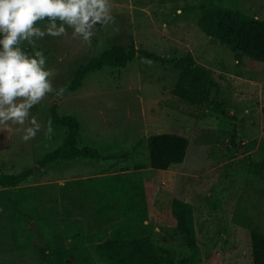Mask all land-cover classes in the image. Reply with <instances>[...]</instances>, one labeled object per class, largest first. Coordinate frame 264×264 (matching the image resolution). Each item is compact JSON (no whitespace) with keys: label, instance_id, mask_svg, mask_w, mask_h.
Here are the masks:
<instances>
[{"label":"rangeland","instance_id":"374dc122","mask_svg":"<svg viewBox=\"0 0 264 264\" xmlns=\"http://www.w3.org/2000/svg\"><path fill=\"white\" fill-rule=\"evenodd\" d=\"M114 22L97 26L91 44L68 35L46 36L36 44L47 58L54 88H64L91 57L121 43H134L167 58L193 53L211 69L212 99L191 103L175 93L180 71L139 54L126 66L90 73L75 91L47 95L30 110L41 129L25 142L19 125H0V171L17 173L39 164L66 139L51 111L75 114L81 144L115 158L58 159L16 186L0 185V264H120L97 259L96 246L130 215L123 209L97 219L95 208L109 201L103 192L80 195L61 184L69 179L125 172L133 196L149 208V222L161 255L180 256L172 200L181 197L195 210L204 264H254L251 231L232 219L239 201L264 230V62L254 61L198 25L203 6L219 3L264 19V0H110ZM48 21L37 22L43 27ZM25 45L27 42L24 43ZM31 46V45H29ZM34 55V54H33ZM148 61L151 63L149 64ZM52 132L48 134L47 129ZM178 129L190 139L183 162L168 169L141 167L149 161L148 136Z\"/></svg>","mask_w":264,"mask_h":264},{"label":"trees","instance_id":"16d2710c","mask_svg":"<svg viewBox=\"0 0 264 264\" xmlns=\"http://www.w3.org/2000/svg\"><path fill=\"white\" fill-rule=\"evenodd\" d=\"M198 25L207 34L237 50L240 55L264 62V19L223 4L206 3L198 19ZM21 47L30 55L36 50V47L25 44ZM139 54L163 63L175 64L180 71L175 93L181 98L195 104L207 103L216 111L223 108L220 100L211 98L215 83L211 69L198 66L193 53L189 52L183 57L167 58L146 49H139L134 43L130 46L118 43L101 54L91 57L77 69L65 90L75 91L82 86L84 79L90 73L107 66H126ZM51 115L56 125L68 129L65 141L47 151L39 160V164L34 167L28 166L17 173L0 171V185L16 186L28 179L35 170L58 159H73L81 156L104 159L116 157L114 154L100 151L93 145L81 144L82 126L77 115L61 114L57 103L52 105ZM147 139L149 161L141 167L168 169L173 164L183 162L188 154L190 139L176 128L152 132ZM253 164L264 169V161ZM60 187L64 191L76 187L77 192L82 196L86 195L88 190L94 195L103 192L109 201L95 208L97 219L120 209L130 213L121 223L114 226L107 238L97 244L96 255L99 261H113L120 264H204V254L196 228L195 210L190 201L181 197L172 200L171 210L176 219L175 229L184 244L180 249V256L175 259L174 254L168 249H166L167 255H161L155 232L151 224L146 222L149 220V208L143 204L141 198L133 196L127 173L69 179ZM232 219L235 223L250 229L254 264H264V230L256 223L253 216L246 212L242 201H239ZM52 264L58 263L52 261Z\"/></svg>","mask_w":264,"mask_h":264},{"label":"clouds","instance_id":"9594fccd","mask_svg":"<svg viewBox=\"0 0 264 264\" xmlns=\"http://www.w3.org/2000/svg\"><path fill=\"white\" fill-rule=\"evenodd\" d=\"M44 20L48 23L36 26ZM113 22L110 0H0V125L11 121L20 126L23 141L34 139L42 126L30 110L47 95L61 97L65 91L53 87L43 52L30 55L22 44L35 48L46 36H67L71 29L73 39L90 45L97 26Z\"/></svg>","mask_w":264,"mask_h":264}]
</instances>
